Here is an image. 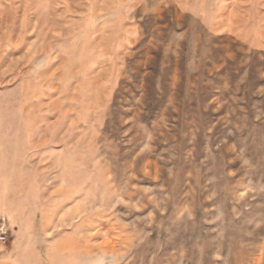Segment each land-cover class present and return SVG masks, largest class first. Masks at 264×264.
I'll return each mask as SVG.
<instances>
[{"label": "rangeland", "instance_id": "obj_1", "mask_svg": "<svg viewBox=\"0 0 264 264\" xmlns=\"http://www.w3.org/2000/svg\"><path fill=\"white\" fill-rule=\"evenodd\" d=\"M183 3L0 0V264H264V0Z\"/></svg>", "mask_w": 264, "mask_h": 264}, {"label": "crops", "instance_id": "obj_2", "mask_svg": "<svg viewBox=\"0 0 264 264\" xmlns=\"http://www.w3.org/2000/svg\"><path fill=\"white\" fill-rule=\"evenodd\" d=\"M184 2V3H183ZM199 3L198 0H182L184 11L190 13L194 18L203 24L204 28L214 35L229 34L236 37L233 21H227L226 10L221 7V0H205ZM258 49L260 47L255 46Z\"/></svg>", "mask_w": 264, "mask_h": 264}, {"label": "built area", "instance_id": "obj_3", "mask_svg": "<svg viewBox=\"0 0 264 264\" xmlns=\"http://www.w3.org/2000/svg\"><path fill=\"white\" fill-rule=\"evenodd\" d=\"M8 234V227L4 222L0 224V241H3Z\"/></svg>", "mask_w": 264, "mask_h": 264}]
</instances>
